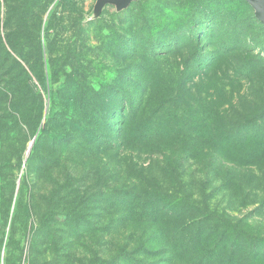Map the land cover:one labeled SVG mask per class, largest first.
<instances>
[{"label":"rangeland","instance_id":"obj_1","mask_svg":"<svg viewBox=\"0 0 264 264\" xmlns=\"http://www.w3.org/2000/svg\"><path fill=\"white\" fill-rule=\"evenodd\" d=\"M152 196L177 206L160 222L178 227L193 205L211 217L203 233L222 231L202 252L196 227L179 234L192 263L264 264L254 8L0 0V264H125L151 238L146 262L179 264L128 219Z\"/></svg>","mask_w":264,"mask_h":264},{"label":"trees","instance_id":"obj_2","mask_svg":"<svg viewBox=\"0 0 264 264\" xmlns=\"http://www.w3.org/2000/svg\"><path fill=\"white\" fill-rule=\"evenodd\" d=\"M138 197H141L145 202L150 199L149 196L142 197V195H138ZM152 199L153 200L150 201L149 205L143 207L141 206V208L139 209V211L141 212L140 215H133V207H129L126 212L128 216H130V218H128L129 220H134L136 221V224H140L141 234L152 232L150 238L153 237V235L157 234L161 236V239L159 241L161 246L160 248H162V250L166 248L165 253L172 256V258L169 259V263H173L174 260H177L179 264H195L192 263L191 259H188L189 257H187L185 253L188 249H183L178 241L181 240L182 237L179 236V234L181 235L182 231H184L185 229H193L195 227L198 229V232L195 235L196 242H193V244L200 248L201 252L204 250V245L209 242L212 251L217 248V245L221 240L215 243L216 239L218 238L216 234L219 233L220 229L218 228V226H214V229L207 231L208 233H203L204 225L211 217L206 218L205 213H203L201 209L193 205L188 206V208L181 207L180 210L182 212V215L179 217L186 218L187 220L180 224L178 227L172 228L168 224H165L164 221L160 222V220L163 216L162 214L165 211L173 212L177 209V206L173 205L174 203L172 201L173 204L169 202L168 204L160 207L156 202L157 199H155L154 196H152ZM234 228H236V226H234ZM222 234L225 235V233ZM205 236L206 238L204 239ZM151 239L148 241L147 246L145 245V243L140 242L139 245H137V247L132 250V252L126 253L125 260L123 262L125 264H149L148 262H146V259L151 256V251H153V248H149L148 246L152 245ZM197 264L203 263L201 262Z\"/></svg>","mask_w":264,"mask_h":264},{"label":"water","instance_id":"obj_3","mask_svg":"<svg viewBox=\"0 0 264 264\" xmlns=\"http://www.w3.org/2000/svg\"><path fill=\"white\" fill-rule=\"evenodd\" d=\"M133 0H119V5L126 8ZM255 10V17L264 26V0H246Z\"/></svg>","mask_w":264,"mask_h":264}]
</instances>
